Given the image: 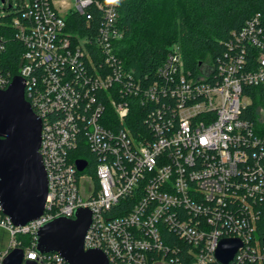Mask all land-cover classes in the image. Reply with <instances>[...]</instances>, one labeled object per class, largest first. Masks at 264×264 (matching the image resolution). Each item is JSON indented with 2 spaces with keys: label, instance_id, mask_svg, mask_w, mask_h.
Listing matches in <instances>:
<instances>
[{
  "label": "built area",
  "instance_id": "2783aa9c",
  "mask_svg": "<svg viewBox=\"0 0 264 264\" xmlns=\"http://www.w3.org/2000/svg\"><path fill=\"white\" fill-rule=\"evenodd\" d=\"M75 3L62 15L55 0H30L13 19L24 47L16 76L42 120L48 196L42 216L22 227L0 206V229L9 236L0 264L22 249L19 236L30 237L25 260L68 264L58 253L38 252L37 233L82 208L92 213L85 249L101 250L109 264H220L216 251L230 238L243 243L230 264H264V241L255 234L264 136L242 118L245 87L264 85L260 17L228 43L216 69L203 65L192 76L174 45L150 80L119 56L118 5ZM5 50L0 41L2 90L16 77L2 66ZM138 104L154 108L139 136L129 126ZM78 160L87 163L82 171Z\"/></svg>",
  "mask_w": 264,
  "mask_h": 264
},
{
  "label": "trees",
  "instance_id": "16d2710c",
  "mask_svg": "<svg viewBox=\"0 0 264 264\" xmlns=\"http://www.w3.org/2000/svg\"><path fill=\"white\" fill-rule=\"evenodd\" d=\"M18 11H22L19 3L17 9L6 2L0 6V41L6 44L2 66L12 76L19 73L24 52L13 27ZM118 13L123 32L117 47L119 56L127 70L138 77L147 75L150 80L156 78L157 69L174 45L180 48L184 70L199 76L203 65L216 69L223 62L228 43H235L236 35L249 20L259 16L264 29V0H121ZM76 23L86 28L84 19L77 15ZM251 52L249 49L247 55ZM244 93L251 102L242 118L264 136V85L245 87ZM153 110L139 104L133 107L129 126L135 135L148 128L145 120ZM255 210V234L259 241H264V203L256 204ZM5 240L6 234L2 233L0 252L6 246ZM18 240L21 248L26 249L30 237L19 236Z\"/></svg>",
  "mask_w": 264,
  "mask_h": 264
},
{
  "label": "water",
  "instance_id": "95a60500",
  "mask_svg": "<svg viewBox=\"0 0 264 264\" xmlns=\"http://www.w3.org/2000/svg\"><path fill=\"white\" fill-rule=\"evenodd\" d=\"M5 3V0H2ZM25 80L19 76L5 90L0 89V206L15 227L42 216L48 196V180L39 152L42 120L25 97ZM79 171L87 163L76 162ZM92 223L89 209H79L75 219L57 218L40 228L37 251L58 253L68 264H109L98 249H85ZM243 247L239 239H224L216 251L220 264H230ZM24 250L13 249L2 264H36L25 260Z\"/></svg>",
  "mask_w": 264,
  "mask_h": 264
},
{
  "label": "rangeland",
  "instance_id": "374dc122",
  "mask_svg": "<svg viewBox=\"0 0 264 264\" xmlns=\"http://www.w3.org/2000/svg\"><path fill=\"white\" fill-rule=\"evenodd\" d=\"M5 2L8 5L11 3L13 8L17 9L18 3L21 5V7H23L24 4L30 3V0H5ZM55 3L59 8L60 14H62V15H65L67 12L73 10L75 8V5H76L75 0H55ZM0 6L1 7L4 6V4L2 3V0H0ZM3 14L6 15L8 13L4 12ZM207 68H208V65L205 64L203 67V70L205 71V70H207ZM250 102H251L250 99H243V104H245V105L250 104ZM2 233L6 234L5 242H6V246H7L9 236L4 230L0 229V235H2ZM5 247H3V249H5Z\"/></svg>",
  "mask_w": 264,
  "mask_h": 264
},
{
  "label": "clouds",
  "instance_id": "9594fccd",
  "mask_svg": "<svg viewBox=\"0 0 264 264\" xmlns=\"http://www.w3.org/2000/svg\"><path fill=\"white\" fill-rule=\"evenodd\" d=\"M106 3L109 5H119L121 3V0H106Z\"/></svg>",
  "mask_w": 264,
  "mask_h": 264
}]
</instances>
